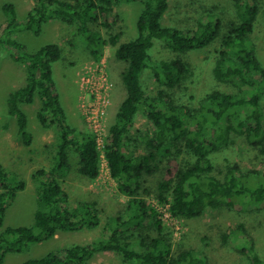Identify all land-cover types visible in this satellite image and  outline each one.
Wrapping results in <instances>:
<instances>
[{
  "label": "trees",
  "instance_id": "1",
  "mask_svg": "<svg viewBox=\"0 0 264 264\" xmlns=\"http://www.w3.org/2000/svg\"><path fill=\"white\" fill-rule=\"evenodd\" d=\"M125 1H141L137 17V35L125 40L124 24L116 6ZM238 17L221 32L218 18L207 16L191 27L164 25L162 19L170 0H33V6L19 19L15 5H2L4 25L0 35V50L11 51L9 56L24 65L25 83L9 92L8 114L17 121L18 131L30 141L26 130L28 117L21 104H30L37 93L41 107L37 118L41 125L58 124V163L49 170L36 172V204L33 224L3 227L4 214L17 191L25 188L23 180L12 181L0 162V264L8 252L19 253L31 243H37L55 234L73 230L81 225L96 227L100 218L91 212L90 203L83 202L76 209L66 206L67 193L57 173L68 165V150L73 145L78 152V172L87 179L99 174V155L95 141L88 131L75 137L76 129L66 122L53 80L52 63L62 55L57 43H48L33 52L13 34L23 30L38 34L42 25L51 19L60 20L81 33L88 42L93 58H99L105 46L114 49V57L126 62L121 72L126 95L109 124L110 143L107 161L110 174L118 190L128 196L130 215L117 216L116 225L103 239L57 248L40 257L28 258L19 264H88L96 253L116 251L123 264H207L192 248L173 251L171 234L165 230L158 206H149L145 194V174L158 168L159 155L166 160L161 179L156 185L158 204L167 206L172 217L198 218L208 210L222 205L264 202V174L258 171L242 172L239 165L227 164L218 171L211 154L228 147L233 136H243L245 143L264 154V66L259 61L249 38L258 13L264 15V0H233ZM155 39L169 49L172 58L151 62L150 49ZM219 39L213 62V77L224 85H233L237 91L213 88L204 94L202 104L190 109L177 103L173 90L182 85L191 73L184 58L188 51L210 47ZM151 68L158 84L156 92L147 96L142 85V74ZM140 111L152 122L154 131L142 139L144 153L123 151L130 127ZM94 212L96 210L94 209ZM143 221H147L143 224ZM126 226V228H121ZM136 229H139L136 231ZM153 230V234L146 231ZM141 230V231H140ZM134 242H138L135 246ZM251 250L249 264H264Z\"/></svg>",
  "mask_w": 264,
  "mask_h": 264
},
{
  "label": "rangeland",
  "instance_id": "2",
  "mask_svg": "<svg viewBox=\"0 0 264 264\" xmlns=\"http://www.w3.org/2000/svg\"><path fill=\"white\" fill-rule=\"evenodd\" d=\"M12 2L15 5L19 19L24 18L26 12L33 6L32 0H0V35L4 25L2 5ZM141 1H125L116 6L124 24V39H131L137 35L136 21L142 9ZM218 18L221 32L226 31L230 22H237L238 17L233 0H170V6L162 19L164 25L173 27H191L198 20H205L207 16ZM60 20L51 19L42 25L38 34L29 30L16 32L13 37L25 45L26 52H33L45 44L57 43L62 48L61 57L52 63V75L59 99L65 111L66 122L76 129L75 137L81 132L88 131L80 110L78 72L85 66L105 58L110 81L112 82L111 105L107 111L108 125L114 121L120 103L126 95V88L122 82L121 72L126 62L114 57V49L105 46L99 58H93L86 38L81 33ZM162 40L155 39L154 47L150 49L152 63L162 57L172 58L173 53L162 47ZM249 43L253 45L256 55L264 66V15L262 11L254 23V30ZM220 47L216 39L210 47L188 51L184 58L188 61L191 73L184 83L173 90L177 103L184 104L190 109H196L202 104L204 94L213 88L237 91L233 85H224L213 77V62L216 50ZM14 49L0 50V162L5 167L12 181L23 180L25 188L17 191L4 214L3 227L30 226L33 224L36 204V172L44 168L49 170L58 163L57 131L58 124L50 127L41 125L37 112L41 107V99L35 94L30 104H21L27 114L26 130L30 134V141L18 131L17 121L8 114L7 98L9 92L25 83V67L14 61L9 53ZM22 54V50H14ZM171 57H167L170 56ZM142 85L147 96H152L158 88L151 68L144 70ZM66 95V101L63 97ZM264 109V97L262 99ZM66 106V107H65ZM154 131L152 122L144 112L137 113L128 137L123 144V151L127 153H144L142 139L150 136ZM90 133V132H89ZM233 142L228 147H221L211 154L216 169L223 171L227 164H238L242 172L258 171L264 174V154L250 148L243 136H233ZM68 165L57 173L65 192L66 206L76 209L83 202L90 203L91 212L98 214L100 222L96 227L89 228L83 224L73 230H66L55 234L52 238L31 243L19 253L8 252L2 264H19L34 257L69 246L71 244H86L109 236L110 228L115 227L117 216L125 219L130 215L128 196L122 194L117 183L108 178L103 171L98 179H87L78 172V152L73 145L68 150ZM158 168L150 174H145V186L150 193L145 194L149 206H158L165 230L171 234L173 251L181 248H192L196 254L203 257L207 264H249V245L264 261V202L254 207L253 204H236L233 208L222 205L216 210L208 209L198 218L178 219L170 215L167 207L159 206L156 198V185L161 179L166 160L160 155ZM94 209L96 212H94ZM161 211V212H160ZM147 221H143L145 224ZM121 228H126L122 226ZM139 229H136V231ZM141 231V230H140ZM147 231V229H146ZM153 234V230L147 231ZM137 246L138 242H134ZM88 264H123L120 255L113 250L96 253Z\"/></svg>",
  "mask_w": 264,
  "mask_h": 264
},
{
  "label": "built area",
  "instance_id": "3",
  "mask_svg": "<svg viewBox=\"0 0 264 264\" xmlns=\"http://www.w3.org/2000/svg\"><path fill=\"white\" fill-rule=\"evenodd\" d=\"M78 85L80 93L78 108L86 127L95 141L99 155V174L94 179H98L104 171L108 178L115 181L110 174L106 156L107 146L110 143L107 111L111 105L112 82L109 78L105 58L85 65L78 72ZM157 209L160 210L159 207Z\"/></svg>",
  "mask_w": 264,
  "mask_h": 264
},
{
  "label": "crops",
  "instance_id": "4",
  "mask_svg": "<svg viewBox=\"0 0 264 264\" xmlns=\"http://www.w3.org/2000/svg\"><path fill=\"white\" fill-rule=\"evenodd\" d=\"M33 1V0H32ZM63 99H64V101H66V95H64V97H63ZM60 100V99H59ZM61 103V102H60ZM63 107V106H62ZM66 107V106H65ZM64 110V109H63ZM64 113H65V111H64ZM66 115V114H65ZM63 187V186H62Z\"/></svg>",
  "mask_w": 264,
  "mask_h": 264
}]
</instances>
